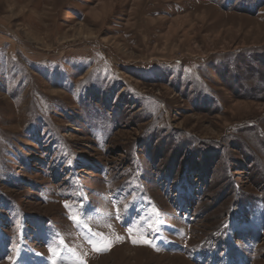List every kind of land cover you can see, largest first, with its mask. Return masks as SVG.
Masks as SVG:
<instances>
[{"label": "rangeland", "instance_id": "rangeland-1", "mask_svg": "<svg viewBox=\"0 0 264 264\" xmlns=\"http://www.w3.org/2000/svg\"><path fill=\"white\" fill-rule=\"evenodd\" d=\"M0 264H264V0H0Z\"/></svg>", "mask_w": 264, "mask_h": 264}, {"label": "snow or ice", "instance_id": "snow-or-ice-1", "mask_svg": "<svg viewBox=\"0 0 264 264\" xmlns=\"http://www.w3.org/2000/svg\"><path fill=\"white\" fill-rule=\"evenodd\" d=\"M136 242H137L136 240H133V243H136ZM144 242L149 244V246H152L150 241L145 240ZM110 246H111L110 242H107V243L103 244L102 246H95L94 245L96 251H106L110 248Z\"/></svg>", "mask_w": 264, "mask_h": 264}]
</instances>
